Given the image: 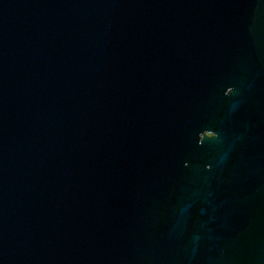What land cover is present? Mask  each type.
<instances>
[{
    "label": "water",
    "instance_id": "obj_1",
    "mask_svg": "<svg viewBox=\"0 0 264 264\" xmlns=\"http://www.w3.org/2000/svg\"><path fill=\"white\" fill-rule=\"evenodd\" d=\"M0 264H264V0H0Z\"/></svg>",
    "mask_w": 264,
    "mask_h": 264
}]
</instances>
